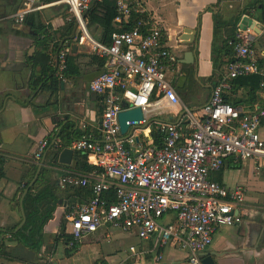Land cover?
<instances>
[{"label": "crops", "instance_id": "obj_1", "mask_svg": "<svg viewBox=\"0 0 264 264\" xmlns=\"http://www.w3.org/2000/svg\"><path fill=\"white\" fill-rule=\"evenodd\" d=\"M24 1L0 0V264H186L187 252L172 245L164 248L163 259L156 261L151 243L134 233L135 240L127 241L122 249L110 247L109 229L114 228L108 226L88 234L72 249L66 247L60 229L63 223L67 234V209L77 197L75 188L63 186L60 178L66 173L86 176L94 166L87 155L85 159L74 151L68 164L59 163L58 155L82 133L98 135L102 97L90 92L88 83L101 72V57L74 40L75 21L59 0H40L42 7L31 12L34 23L15 22L12 15ZM262 3L264 0H144L147 14L168 35V45L178 62L170 82L189 108L198 111L208 99L222 73L218 71L219 62L227 59L220 52L221 46L237 26L251 28L258 66L264 75V24L255 19L254 10ZM85 20L89 34L103 40L102 27L89 22V18ZM44 26L50 43L38 35ZM185 28L197 30L195 42L181 39ZM186 51H192L193 60L184 56ZM37 52L49 56V70L45 73L34 62ZM61 52L72 58L74 73L64 76L59 72L60 78L55 71ZM255 96L256 101L249 102L247 89L236 85L226 92V99L235 106L263 104V86ZM177 120L179 115L173 112L160 113L155 119ZM44 140L47 146L37 160L34 152ZM85 166L90 169L86 171ZM211 178L228 187H243V219L236 225L219 226L203 254H211L215 264H264V171L255 172L252 161L233 163L229 158L211 173ZM40 191L49 194L35 203L32 199ZM32 203L43 222L41 238L34 245L16 236L19 232L28 234L31 229L26 224ZM21 208L25 214L23 224ZM6 241L17 242L7 245ZM59 243L63 244L62 249ZM131 245L136 252L129 251Z\"/></svg>", "mask_w": 264, "mask_h": 264}, {"label": "built area", "instance_id": "obj_2", "mask_svg": "<svg viewBox=\"0 0 264 264\" xmlns=\"http://www.w3.org/2000/svg\"><path fill=\"white\" fill-rule=\"evenodd\" d=\"M91 1L59 0L75 21L74 40L105 59L101 72L88 83V90L102 97L98 135L82 133L70 146L87 155L94 167L86 176L66 173L59 181L91 191L86 202L68 206V246L108 226L150 242L156 261L172 245L187 252L186 264H202L216 229L243 219V187H228L211 173L229 158L233 163L252 161L255 172L264 171V103L233 106L224 97L231 80L262 73L251 28L237 26L227 42L232 58L195 111L167 79L177 68V58L166 31L147 14L144 0H115V27H130L112 32L108 42L88 32L85 12ZM41 7L40 0H25L12 19L23 23L27 14ZM57 67L55 75L61 78L65 52L59 54ZM136 107L142 120L129 122L122 134L119 112ZM165 112L179 115V120L155 121ZM46 146V140L37 146V160ZM128 249L136 252L133 245Z\"/></svg>", "mask_w": 264, "mask_h": 264}, {"label": "trees", "instance_id": "obj_3", "mask_svg": "<svg viewBox=\"0 0 264 264\" xmlns=\"http://www.w3.org/2000/svg\"><path fill=\"white\" fill-rule=\"evenodd\" d=\"M254 10L257 11V15L255 16V19L260 21L261 23L264 24V3L261 4L260 7H254ZM116 16V9H115V0H96L95 4L88 9V11L85 14V18H89V22L96 23L97 25H100L102 27V35H103V41L108 42L110 39V35L114 31H119L123 29H127L130 27V24L126 27L123 28H116L115 25H113V19ZM133 19V18H132ZM27 20H32V15L31 13L27 14L25 17V22ZM34 23V22H33ZM236 26V25H235ZM234 26V27H235ZM43 30L38 32V35L40 36L41 34L43 35V41L46 43H50L51 38L48 37L47 31H45L46 27L44 26L42 28ZM236 29V28H235ZM234 30V29H233ZM236 31H232L231 34L228 35V37L225 39L223 42V45L221 46L220 52L223 53L224 57L227 59L223 62H219L218 66V71L220 74H218V78L216 82L219 80V78L222 76L225 70L222 67L223 65L227 64L229 60L232 58V49L230 46H228V40L233 38L235 36ZM38 36V37H39ZM219 51H217V54ZM96 56L93 58L95 59ZM34 62L37 65H40L42 68V72L45 73L47 70H49V56L47 54H43L42 52H37L35 53ZM98 66L103 67L104 65V58H98ZM223 68V69H222ZM64 76H69L74 73V64L72 62V58L65 56V68L62 71ZM264 84V75L262 74H250V75H245V76H239L236 77L235 79L231 80L230 84L231 87L236 85V86H242L247 89V97L249 102H254L256 101L257 97L255 96L256 91L260 88V84ZM264 87V86H263ZM225 100L229 102L226 99V93L224 94ZM230 103V102H229ZM233 106H235L233 103H230ZM154 137H157V134L153 132L152 134ZM79 154V153H77ZM83 155V154H82ZM86 159V155H84ZM86 171L90 169V167L85 166ZM74 192L76 193L74 196L77 197L78 203H84L86 202L90 197H91V191L89 187H74ZM49 194L47 191H40L36 196L32 199V201L35 199V203L38 202L41 198H43V195ZM29 195V194H28ZM33 209L31 210V214L27 216V226H31V229L28 234H24L22 232L16 233V236H18L24 243L26 244H31L37 243V239L41 238L42 234V227H43V222L38 219L37 215V209L31 204ZM54 206H51L50 210H53ZM69 212V208L67 209V213ZM61 236L64 237V243L66 247L69 249H72L73 247L67 246L68 241L70 239V236L67 234H64V224L62 223L61 225Z\"/></svg>", "mask_w": 264, "mask_h": 264}, {"label": "water", "instance_id": "obj_4", "mask_svg": "<svg viewBox=\"0 0 264 264\" xmlns=\"http://www.w3.org/2000/svg\"><path fill=\"white\" fill-rule=\"evenodd\" d=\"M95 2H96V0H92L88 9H90L95 4ZM195 34H197V30H193V29H190V28H185L184 31H183L181 39L184 40L185 43H187V42H195L194 41ZM184 56L185 57L190 56V57H192V60H193L192 51H186ZM126 105H127L126 102L122 103V106L125 107ZM141 120H142V113H141L140 108H138V107L130 109V110L120 111L119 114H118L120 132L122 134L125 133V131L127 129V124L129 122H131V121L140 122ZM72 155H73V150L71 148H67V147L62 148V150L59 152V155H58V162L59 163H63V164H68L71 161ZM42 162H43V160H41L38 163L37 170H36V176H37V173L39 172V170L41 168ZM32 181H34V179ZM26 191H27V189L24 190V192H23V194L21 196L20 203H21V201L23 199V196L26 193ZM21 212H22V222L21 223L23 224L24 221H25V214L23 212V208H21ZM20 226L15 231H17L20 228ZM0 242H1V237H0ZM16 242H11V241L7 242L6 241L5 243L7 245H13V244H16ZM201 263L202 264H215L211 254H206V255L203 254L202 259H201ZM160 264H166V263L162 262Z\"/></svg>", "mask_w": 264, "mask_h": 264}, {"label": "rangeland", "instance_id": "obj_5", "mask_svg": "<svg viewBox=\"0 0 264 264\" xmlns=\"http://www.w3.org/2000/svg\"><path fill=\"white\" fill-rule=\"evenodd\" d=\"M88 27V26H86ZM89 29V28H87ZM92 34V33H91ZM93 37L97 38L98 36L96 34H92ZM173 72H168L167 73V79L170 80V78L172 77ZM110 234H111V244H108L110 247H116L118 249H122L123 247L126 246V242L131 240L134 241L135 240V236L133 233H127V232H123L120 230H114V229H109ZM104 242V241H102ZM63 248V244L59 243V249ZM81 254H84V248L81 251Z\"/></svg>", "mask_w": 264, "mask_h": 264}, {"label": "bare ground", "instance_id": "obj_6", "mask_svg": "<svg viewBox=\"0 0 264 264\" xmlns=\"http://www.w3.org/2000/svg\"><path fill=\"white\" fill-rule=\"evenodd\" d=\"M263 172V169L262 168H260L259 169V174H261Z\"/></svg>", "mask_w": 264, "mask_h": 264}]
</instances>
